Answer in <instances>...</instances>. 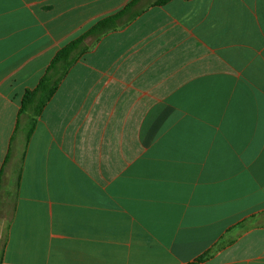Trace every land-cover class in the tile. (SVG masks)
Returning <instances> with one entry per match:
<instances>
[{"label": "crops", "instance_id": "1", "mask_svg": "<svg viewBox=\"0 0 264 264\" xmlns=\"http://www.w3.org/2000/svg\"><path fill=\"white\" fill-rule=\"evenodd\" d=\"M158 1L0 0V264H264V0Z\"/></svg>", "mask_w": 264, "mask_h": 264}, {"label": "trees", "instance_id": "2", "mask_svg": "<svg viewBox=\"0 0 264 264\" xmlns=\"http://www.w3.org/2000/svg\"><path fill=\"white\" fill-rule=\"evenodd\" d=\"M168 0H159L162 4ZM119 15H114L98 22L93 28L87 31L78 39L70 42L60 49L51 60L45 74L40 79L38 85L33 90H26L21 102L19 115L27 114L31 119V128L26 134V141L32 134L36 118L41 113L46 103L55 94L59 84L67 74L69 68L73 65L75 55L83 49L84 39L88 36H100L115 27V22ZM208 256V253L198 256L188 264H200Z\"/></svg>", "mask_w": 264, "mask_h": 264}, {"label": "rangeland", "instance_id": "3", "mask_svg": "<svg viewBox=\"0 0 264 264\" xmlns=\"http://www.w3.org/2000/svg\"><path fill=\"white\" fill-rule=\"evenodd\" d=\"M29 122L31 123V119L29 120ZM30 123H28V126H30ZM13 192H14V190H12V198L10 199V202L13 200Z\"/></svg>", "mask_w": 264, "mask_h": 264}]
</instances>
